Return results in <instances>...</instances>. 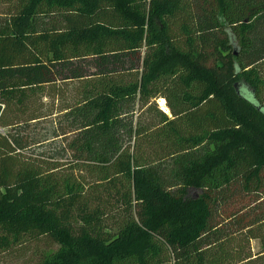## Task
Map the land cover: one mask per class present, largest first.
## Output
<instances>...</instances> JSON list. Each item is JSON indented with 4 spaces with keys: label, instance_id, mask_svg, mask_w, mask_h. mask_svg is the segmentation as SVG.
<instances>
[{
    "label": "trees",
    "instance_id": "1",
    "mask_svg": "<svg viewBox=\"0 0 264 264\" xmlns=\"http://www.w3.org/2000/svg\"><path fill=\"white\" fill-rule=\"evenodd\" d=\"M8 14L0 249L47 241L30 264H264V0H17ZM60 79L77 84L54 112Z\"/></svg>",
    "mask_w": 264,
    "mask_h": 264
},
{
    "label": "rangeland",
    "instance_id": "2",
    "mask_svg": "<svg viewBox=\"0 0 264 264\" xmlns=\"http://www.w3.org/2000/svg\"><path fill=\"white\" fill-rule=\"evenodd\" d=\"M4 1H6V2H4ZM4 1L0 0V16L1 15H4V16L9 15L8 14L9 10H12L13 6L17 2V0H12V2L10 0H4ZM90 60L91 59L87 58V59L75 61V64L78 67L82 68L86 74H88V73L93 71V69H92L93 63ZM262 69L264 71V66ZM16 83H18V86L21 87V85L23 84V81L20 79H16ZM58 84L61 85L60 90L63 93V96H61V98L58 101H55V103H52V101L50 99H46V103L50 108H51V105H53L54 110L52 109V111H54V112H55V107L57 106V104H63L65 101H70L72 99V95H73L74 89L76 88L77 82L76 81H69V80L65 81V80L60 79ZM160 99L157 101V105H158L159 109L170 115V109L168 107H167V110H163V108L160 104ZM166 106H167V104H166ZM152 114H154V113L149 112L148 107H139L136 111V118L141 122H144V121L148 122L149 120H151ZM55 116H57V113L53 116L52 115L49 116L46 119V123H44L45 120H43L42 125H41V131H43V133H47L45 136H43V138L46 137L47 140L44 142L43 146H41L39 148H41V149L45 148L47 151L50 149L55 150V148L58 146L59 142H61V140H62L60 138L55 137V135L51 134V132L53 131V127H52L53 125L51 123H52V120L55 118ZM153 116H155V115H153ZM44 124H46V126H47L46 128L44 127ZM46 130H48L49 132H46ZM55 145H57V146H55ZM61 146H62V144H60V147ZM62 154H63V152H62ZM62 157H63V159H65L64 156H62ZM63 161L64 160H62L60 162V164L62 165L61 166L62 170H65V165H63V164H65V161H64V163H63ZM114 213L115 212H113L112 215ZM112 215H110V217ZM113 217H115V215H113ZM48 246H49V243L47 241H41V242H37V243L32 242L31 244L28 243L27 245H24L25 249H23V247H20V246L12 248V249L10 248L8 250L0 249V264H30V263H33L35 260H37V258L39 256H42L43 254H45L46 252L49 251ZM251 247H252L253 253L258 254L262 250L261 240L260 239L252 240L251 241Z\"/></svg>",
    "mask_w": 264,
    "mask_h": 264
},
{
    "label": "bare ground",
    "instance_id": "3",
    "mask_svg": "<svg viewBox=\"0 0 264 264\" xmlns=\"http://www.w3.org/2000/svg\"><path fill=\"white\" fill-rule=\"evenodd\" d=\"M160 104H161L163 110H167V106H166V101H165V99H163V98L160 99Z\"/></svg>",
    "mask_w": 264,
    "mask_h": 264
},
{
    "label": "built area",
    "instance_id": "4",
    "mask_svg": "<svg viewBox=\"0 0 264 264\" xmlns=\"http://www.w3.org/2000/svg\"><path fill=\"white\" fill-rule=\"evenodd\" d=\"M7 129L0 124V134L6 135Z\"/></svg>",
    "mask_w": 264,
    "mask_h": 264
}]
</instances>
